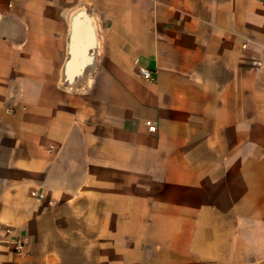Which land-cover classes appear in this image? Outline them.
<instances>
[{
	"label": "crops",
	"instance_id": "crops-1",
	"mask_svg": "<svg viewBox=\"0 0 264 264\" xmlns=\"http://www.w3.org/2000/svg\"><path fill=\"white\" fill-rule=\"evenodd\" d=\"M0 264H264V0H0Z\"/></svg>",
	"mask_w": 264,
	"mask_h": 264
},
{
	"label": "built area",
	"instance_id": "built-area-1",
	"mask_svg": "<svg viewBox=\"0 0 264 264\" xmlns=\"http://www.w3.org/2000/svg\"><path fill=\"white\" fill-rule=\"evenodd\" d=\"M141 73L146 79H151L152 78V73H151V71L149 69H142ZM147 124H148L149 130L151 132H155L157 130L156 123H154L152 121H147ZM19 248H22V244H19Z\"/></svg>",
	"mask_w": 264,
	"mask_h": 264
}]
</instances>
